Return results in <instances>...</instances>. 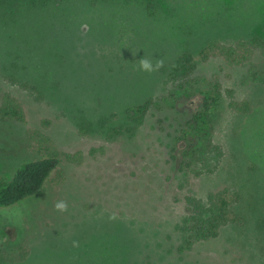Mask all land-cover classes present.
I'll list each match as a JSON object with an SVG mask.
<instances>
[{"label": "rangeland", "instance_id": "374dc122", "mask_svg": "<svg viewBox=\"0 0 264 264\" xmlns=\"http://www.w3.org/2000/svg\"><path fill=\"white\" fill-rule=\"evenodd\" d=\"M171 1L177 11L150 18L138 5L57 0L50 16L0 26V104L10 93L24 113L22 122L0 121V176L12 179L51 152L61 160L41 192L0 210V264H264V87L240 84L248 66L201 60L211 40L264 35V0ZM12 10L0 5V14ZM183 50L198 66L191 92L218 80L252 108L242 114L222 104L213 132L222 156L189 184L171 151L199 98L178 103L162 71ZM150 97L157 105L144 125L113 136L134 125L129 116ZM224 188L237 200L236 221L179 254L184 197Z\"/></svg>", "mask_w": 264, "mask_h": 264}, {"label": "trees", "instance_id": "16d2710c", "mask_svg": "<svg viewBox=\"0 0 264 264\" xmlns=\"http://www.w3.org/2000/svg\"><path fill=\"white\" fill-rule=\"evenodd\" d=\"M56 1L7 0V4H4L3 0H0V5H5L7 8L13 6V10L8 14H0V26L2 28L15 26L23 17L32 13L48 16ZM86 1L92 7L138 5L150 18H158L164 13L169 15L176 10L171 0ZM211 58H220L228 66H248L247 71L241 76L240 84H260L264 87V35L240 40L233 45L211 40L202 50L201 60L207 62ZM257 59H261V62L256 61ZM197 69L195 58L188 50H183L168 67L162 68L166 74L164 84L172 88V95L176 97L178 103L186 96L199 98L198 107L193 110L185 123L180 124L176 129L171 151V158L179 160L178 172L183 174L187 184L191 176L201 177L213 173L214 169H206L208 163L212 161L217 164L222 156L221 148L213 144L214 116L222 104L228 99V107L236 113L246 114L252 109L248 100H236L235 90L223 91L218 80L211 81L206 92H191L196 81ZM11 80L12 83L25 89L37 91L36 87L20 81L15 75L11 76ZM156 105L157 99L153 97L146 99L135 107V116H129L134 125L129 128L119 126L114 129L112 135L118 136L125 131L132 132L135 126L144 125L148 114ZM8 120L22 122L24 113L18 100L10 93H5L1 98L0 121ZM109 120L110 117L101 118L97 125L101 128L106 127ZM86 130L82 128V131ZM48 156L22 164L12 179L0 176V210L21 206V202H26L43 190L46 180L61 164L55 152H51ZM67 157L70 159L71 156ZM230 194V190L224 188L210 191L204 197L194 193L184 197L185 214L175 226L179 235V244L176 248L179 254L193 250L200 242L217 238L222 228L236 221L233 207L237 200L230 199Z\"/></svg>", "mask_w": 264, "mask_h": 264}]
</instances>
